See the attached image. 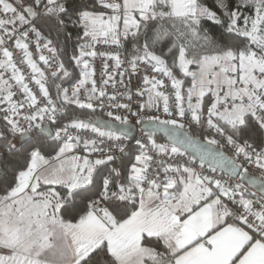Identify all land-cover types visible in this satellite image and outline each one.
Returning a JSON list of instances; mask_svg holds the SVG:
<instances>
[{
    "label": "snow or ice",
    "instance_id": "obj_1",
    "mask_svg": "<svg viewBox=\"0 0 264 264\" xmlns=\"http://www.w3.org/2000/svg\"><path fill=\"white\" fill-rule=\"evenodd\" d=\"M0 264H264V0H0Z\"/></svg>",
    "mask_w": 264,
    "mask_h": 264
}]
</instances>
